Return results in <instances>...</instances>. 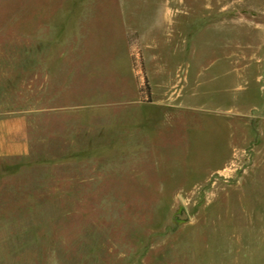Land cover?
Here are the masks:
<instances>
[{"label":"rangeland","instance_id":"374dc122","mask_svg":"<svg viewBox=\"0 0 264 264\" xmlns=\"http://www.w3.org/2000/svg\"><path fill=\"white\" fill-rule=\"evenodd\" d=\"M0 91V264H264V0H0Z\"/></svg>","mask_w":264,"mask_h":264},{"label":"crops","instance_id":"0c3cea01","mask_svg":"<svg viewBox=\"0 0 264 264\" xmlns=\"http://www.w3.org/2000/svg\"><path fill=\"white\" fill-rule=\"evenodd\" d=\"M31 148L25 114L12 108L0 91V159L28 156Z\"/></svg>","mask_w":264,"mask_h":264},{"label":"water","instance_id":"95a60500","mask_svg":"<svg viewBox=\"0 0 264 264\" xmlns=\"http://www.w3.org/2000/svg\"><path fill=\"white\" fill-rule=\"evenodd\" d=\"M178 218L182 219L186 217V214L184 212H181L179 215H177Z\"/></svg>","mask_w":264,"mask_h":264}]
</instances>
